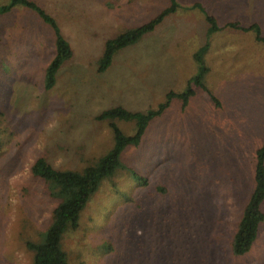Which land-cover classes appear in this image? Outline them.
<instances>
[{"label":"rangeland","instance_id":"1","mask_svg":"<svg viewBox=\"0 0 264 264\" xmlns=\"http://www.w3.org/2000/svg\"><path fill=\"white\" fill-rule=\"evenodd\" d=\"M35 1L73 55L46 90L51 27L22 6L0 15V264H32L26 242L43 239L59 200L31 175L32 162L42 156L58 169H81L97 159L113 135L95 116L116 104L153 109L167 92L181 94L198 70L193 54L206 42L203 82L216 100L200 87L184 108L173 97L140 143L125 148L123 168L101 181L62 247L69 264H264V221L246 254L231 252L264 144V43L229 27L208 34L205 20L206 13L219 26L258 23L264 36V0H176L175 13L119 50L101 73L106 39L169 1ZM118 125L134 133V122Z\"/></svg>","mask_w":264,"mask_h":264},{"label":"trees","instance_id":"2","mask_svg":"<svg viewBox=\"0 0 264 264\" xmlns=\"http://www.w3.org/2000/svg\"><path fill=\"white\" fill-rule=\"evenodd\" d=\"M168 1L169 4L165 8L145 23L128 27L116 33L115 36L106 39L102 54L97 62L96 71L101 73L107 70L119 50L135 45L143 35L152 32L165 17L175 13L179 4L176 0ZM16 6H22L36 13L40 19L49 24L53 31L55 53L46 66L44 76V88L49 90L55 85L56 75L63 63L72 57V46L62 35L54 18L35 0H9L8 3L0 6V15L10 12ZM192 7L201 8L199 3H193ZM205 20L208 25V34L216 33L223 27H229L242 31H252L254 39L264 43V36L258 23L242 26L239 22L229 21L224 26H219L215 16L206 13ZM207 45L208 42L193 54L198 62V70L193 77L188 79L187 88L181 94L173 91L167 92L165 100L153 109L132 110L116 104L101 110L95 116L98 121H107L113 135L111 147L97 159H93L81 169H58L42 156L37 157L32 162L30 166L31 175L51 185L59 199L53 208L52 219L46 227L43 239L26 242L27 248L33 253L32 264H69L67 252L62 247L64 233L79 227L80 214L90 197L98 190L101 181L111 178L119 169L123 168L120 158L125 148L140 143L148 124L165 111L173 97L178 96L184 108L189 98L195 94V87H200L209 93L212 100H216V97L210 93L203 82L204 75L209 70L202 60V51H206ZM120 121L134 122V133H125L118 125ZM263 201L264 144L255 152L253 188L243 207L231 240V252L234 256L246 254L256 240L260 225L264 221Z\"/></svg>","mask_w":264,"mask_h":264}]
</instances>
